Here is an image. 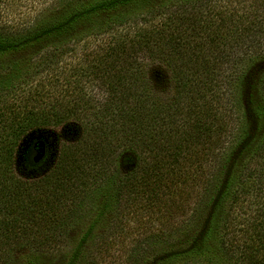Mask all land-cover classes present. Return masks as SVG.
Masks as SVG:
<instances>
[{"label":"trees","instance_id":"trees-1","mask_svg":"<svg viewBox=\"0 0 264 264\" xmlns=\"http://www.w3.org/2000/svg\"><path fill=\"white\" fill-rule=\"evenodd\" d=\"M165 1L88 0L25 30L0 25V59L27 48L38 54L71 34H102L105 23L122 29L79 77L98 96L77 79L76 97L41 99L9 115L0 106L8 128L0 132V264H264V0L238 8L229 0ZM147 7L139 15L158 9L159 23L128 18ZM148 60L170 71L167 97L153 94ZM60 75L52 85L65 83ZM60 129L50 170L21 178L18 160L35 164L39 140L46 152L29 135ZM185 167L184 176L200 177L186 217L121 245L118 223L103 225L114 222L112 205L178 206ZM106 185L93 211L92 197ZM90 211L70 241L71 225ZM116 254L124 260L115 263Z\"/></svg>","mask_w":264,"mask_h":264},{"label":"rangeland","instance_id":"rangeland-1","mask_svg":"<svg viewBox=\"0 0 264 264\" xmlns=\"http://www.w3.org/2000/svg\"><path fill=\"white\" fill-rule=\"evenodd\" d=\"M83 1L88 0H0V25H3L9 31L25 30L58 17L69 7ZM177 1L180 0H166L165 2L176 3ZM248 3L249 0H229L228 2L229 6L233 8L245 7ZM147 9L148 7L133 9L127 13V16L129 19L135 18L142 22L143 19H147L152 23L155 21L159 23V11L156 12L158 9H154L145 17L139 15ZM107 19L113 20L111 17ZM103 26L105 27L103 28L105 32H101L102 34L89 31L71 34L66 38L67 40L61 42L60 40H54L53 43L56 44L49 45L51 46L50 48L43 49L38 54H35L38 48H27L0 59V106L4 104L7 106L5 109L7 115L10 113V108L15 109V111H26L31 106L42 105L43 101L41 99H51L48 103H54L61 97L63 99L76 97L78 94L73 91V86L75 85L73 81L77 79L83 80L85 93L96 96L102 93L98 87L91 86L89 82H85L83 78L79 77L89 73V64L94 55L101 56L104 51L102 47L111 41L113 37H116L113 36L116 30H122L121 28L112 30L113 26L111 24L107 26L105 23ZM146 65L148 81L153 94L161 98L171 94V74L168 68L159 60H148ZM57 73L61 74L59 80L64 78L65 83L57 81L55 85H52L51 79ZM50 93L52 95L48 97ZM9 105H12V107H9ZM71 128L73 133L71 132L66 136L69 141H73L78 132L75 125L71 126ZM7 130V127L0 125V132ZM60 132L64 131L62 129L58 131H37L29 135V138L33 140H44L46 152L39 161L28 167L23 166L18 160L17 174L21 178L26 181H34L50 170L57 156L58 147L56 143ZM117 155L119 156V154ZM121 157V155L118 157L116 164L123 171L125 166L120 167L119 165L122 162ZM187 170L188 168L185 167L180 171L182 178H186L187 187L185 192L174 196V200L179 201L178 206L169 205L163 199L159 203L155 201L149 205L145 202L142 205L136 203L129 209H126L124 204L123 206L121 204L112 205L113 211H111L116 217H113L114 222L106 220L103 223L104 227L108 226L107 224L118 223L119 229L116 238L121 245L128 247L129 244L134 243L135 240H140L145 234L149 235L156 230L181 223L182 219L190 212V208L198 193L196 189L200 183V177L192 180L191 176L188 178L184 176L183 173H189ZM106 189H109L107 185L102 192L94 194V199L92 197L90 206L93 207V211L100 204ZM93 211H90L86 218L71 225L69 231L70 241L80 235L84 224L87 223L88 218L94 213ZM122 260H124V257L119 256V254L114 256L115 263ZM51 261L47 259V262ZM105 264L107 263L105 262Z\"/></svg>","mask_w":264,"mask_h":264},{"label":"water","instance_id":"water-1","mask_svg":"<svg viewBox=\"0 0 264 264\" xmlns=\"http://www.w3.org/2000/svg\"><path fill=\"white\" fill-rule=\"evenodd\" d=\"M37 153L34 157V161H39L45 154V147H44V142L39 140L37 143Z\"/></svg>","mask_w":264,"mask_h":264}]
</instances>
